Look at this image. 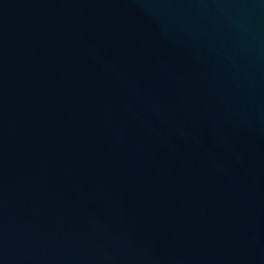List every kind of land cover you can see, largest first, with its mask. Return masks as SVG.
Segmentation results:
<instances>
[{
	"label": "water",
	"instance_id": "95a60500",
	"mask_svg": "<svg viewBox=\"0 0 264 264\" xmlns=\"http://www.w3.org/2000/svg\"><path fill=\"white\" fill-rule=\"evenodd\" d=\"M0 264H264V0H0Z\"/></svg>",
	"mask_w": 264,
	"mask_h": 264
}]
</instances>
